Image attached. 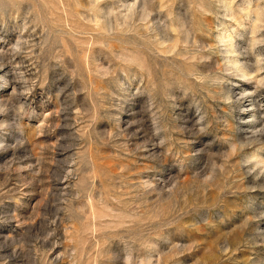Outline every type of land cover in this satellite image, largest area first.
Wrapping results in <instances>:
<instances>
[{
	"label": "rangeland",
	"instance_id": "obj_1",
	"mask_svg": "<svg viewBox=\"0 0 264 264\" xmlns=\"http://www.w3.org/2000/svg\"><path fill=\"white\" fill-rule=\"evenodd\" d=\"M0 264H264V0H0Z\"/></svg>",
	"mask_w": 264,
	"mask_h": 264
}]
</instances>
